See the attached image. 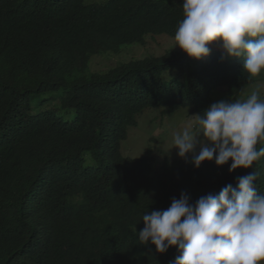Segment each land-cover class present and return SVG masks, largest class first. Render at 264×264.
Returning <instances> with one entry per match:
<instances>
[{"label": "trees", "instance_id": "trees-1", "mask_svg": "<svg viewBox=\"0 0 264 264\" xmlns=\"http://www.w3.org/2000/svg\"><path fill=\"white\" fill-rule=\"evenodd\" d=\"M88 1L0 0V264H174L175 248L140 244L146 212L181 193L191 203L218 195L253 171L264 193V157L229 173L231 161L157 162L151 146L141 158L121 153L148 110L195 117L222 93L245 100L264 70L249 77L213 43L199 60L177 47L91 73L96 56L174 40L183 0ZM44 93L54 94L47 109L34 103Z\"/></svg>", "mask_w": 264, "mask_h": 264}, {"label": "clouds", "instance_id": "clouds-1", "mask_svg": "<svg viewBox=\"0 0 264 264\" xmlns=\"http://www.w3.org/2000/svg\"><path fill=\"white\" fill-rule=\"evenodd\" d=\"M182 10L175 47L199 60L216 43L225 56L242 61L249 77L264 70V0H183ZM194 116V124L173 135L177 155H191L194 168L205 161L214 160L217 167L231 161L232 173L264 157V147H257L264 141V100L258 91L242 101L213 103ZM256 179L253 171L218 195L191 203L181 193L167 209L146 212L140 244L154 245L159 254L175 248L174 264H262L264 193L257 192Z\"/></svg>", "mask_w": 264, "mask_h": 264}, {"label": "rangeland", "instance_id": "rangeland-1", "mask_svg": "<svg viewBox=\"0 0 264 264\" xmlns=\"http://www.w3.org/2000/svg\"><path fill=\"white\" fill-rule=\"evenodd\" d=\"M99 0H89V3H93ZM164 1L166 3H174L180 0H157ZM148 45L144 48L141 46H134L125 48L121 55L110 56L108 53L96 56L92 59L90 63V72L91 73H103L100 71H108L112 68L123 65L125 62H129L134 59H142L147 56H163L167 51L176 49L175 40L169 39L167 37H156L147 38ZM212 46L210 45V49ZM219 49H221L219 47ZM264 75V73H263ZM258 91L259 94L264 96V80H260L257 86H252V88L242 95H250L251 92ZM54 94L44 93L37 96L34 101L36 104H44L47 109L46 99H49ZM221 100L228 101L229 99L222 93L220 98L214 103ZM49 106H52L48 103ZM53 109V107H50ZM36 113L43 111L42 109L37 108ZM66 116L67 121H72L75 112L74 111H64L62 112ZM196 117H188V111L186 109L180 110L175 115L165 116L163 110L151 109L145 112L138 121V126L131 128L129 130L128 139L123 142L121 153L124 157L130 158H141L146 154L147 149L151 146L154 149L155 157H157V162L162 161L165 156H168L172 161L174 160H187L191 158V155H188L187 159L180 158L177 155V150L173 145V135L178 131H182L183 128L190 124H194ZM150 140L153 142L151 143ZM156 140V142H155ZM164 140H166L164 142ZM173 148V149H172ZM163 150V152L161 151ZM91 157H88V160H91ZM264 264V262H262Z\"/></svg>", "mask_w": 264, "mask_h": 264}]
</instances>
